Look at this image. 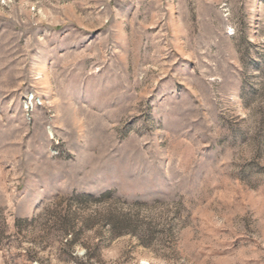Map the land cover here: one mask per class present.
<instances>
[{
    "label": "rangeland",
    "instance_id": "374dc122",
    "mask_svg": "<svg viewBox=\"0 0 264 264\" xmlns=\"http://www.w3.org/2000/svg\"><path fill=\"white\" fill-rule=\"evenodd\" d=\"M0 264H264V0H0Z\"/></svg>",
    "mask_w": 264,
    "mask_h": 264
}]
</instances>
